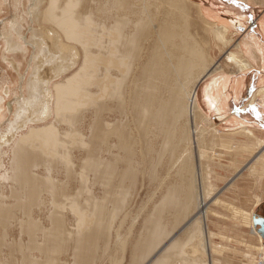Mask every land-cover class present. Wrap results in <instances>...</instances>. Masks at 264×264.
Here are the masks:
<instances>
[{"label":"bare ground","instance_id":"obj_1","mask_svg":"<svg viewBox=\"0 0 264 264\" xmlns=\"http://www.w3.org/2000/svg\"><path fill=\"white\" fill-rule=\"evenodd\" d=\"M192 4L209 27L208 30L201 28L202 34L193 33L185 0L29 1L26 20L43 21L55 27L53 30V27L40 26L34 32L37 41L45 36L50 44L43 42L44 45L59 51L52 66V78L57 79L72 69L75 71L55 83L52 90H43L40 102L36 100V87L28 83L29 99L18 98L14 111L9 102L5 106L13 113V119L6 133L0 135V150L9 148V164L1 179L10 184L12 202L6 203L5 198H0V225L14 223L22 264H58L60 259L54 258L53 253L66 249H70L74 264H87L98 257L95 249L100 245L103 257L109 258L104 264H198L202 261L197 263L200 258L194 261L191 253L190 257L184 251L200 224L196 222L191 234H187L185 228L196 218L207 219L206 201L211 194L206 187L209 181L205 185L207 190L204 188L207 176L203 173V161L207 155L203 156L202 151L193 162L192 151L199 153L206 149L207 144L199 132H204L203 135L216 132L198 127L196 119L203 121L204 118L208 123V118L201 114L202 107L212 109L219 117L227 114L230 99L235 101V96L245 89L246 78L243 75L233 80L222 74L205 89L206 102L198 98L200 81L221 68L208 61L215 47L212 44L216 42L223 49L227 48L230 41L225 35L228 27H236L237 16L230 8L227 9L229 21L217 20L219 25L211 24L201 11L209 17L211 14L203 11L199 4ZM259 33L257 37L248 35L243 45H237L235 52L229 51L224 56L225 62L233 65L239 75L249 70L248 59H260L264 64V24ZM21 39L22 44L12 45L13 51L25 53L29 44L24 37ZM63 48L67 49V57L60 53ZM18 66L11 63L10 68L17 70ZM22 79L20 75L19 83ZM34 81H39L36 75ZM259 83L260 80H255L256 90ZM16 90H22L21 83ZM258 90L264 92V87ZM12 93L9 88L4 92L0 89L2 103L4 98L13 96ZM80 108L81 113L70 116ZM255 109L264 119V97L255 102ZM58 114V119L68 125L63 131L58 128L61 123L57 120ZM190 114L191 120L187 121L186 115ZM2 116L0 104V121L4 119ZM52 116L57 121L51 122ZM227 123L236 126L249 140L260 142L264 152V142L257 139V125L251 117L233 115ZM72 135L78 137L71 138L76 140L77 148H73L77 155L74 161L63 162L61 152L63 156L68 152V158L72 155L69 150L75 144L70 140L69 144L73 145L67 147L69 140H64ZM65 144L69 150L63 152L61 148ZM178 147L181 152L176 156ZM165 160L170 166L164 165ZM176 161L179 165L174 171ZM249 163L242 170H236L226 186L233 185L245 170L255 171L257 157ZM262 172L264 174V168ZM56 174H62L63 178ZM138 174L143 182L159 184V203L157 201L145 217L140 216L130 243L127 239L121 240L116 233L111 247L107 244L111 219L118 211L122 212L119 209L124 206L117 195L128 193L129 189H123L125 184L134 186ZM86 177H89L90 187L101 188L102 196L83 195L84 189L77 182L85 183ZM72 183L74 188L70 186ZM76 183L79 188L75 187ZM219 193H212L213 199ZM41 195H47L44 200L49 197V206H44L47 200L43 201ZM83 197L86 198L83 200ZM259 197L255 198L256 205ZM34 207L43 214V221L37 218ZM166 214L172 216L176 224L186 218L189 220L182 233L179 230L169 236L170 230L167 231L166 223L162 222ZM69 215L75 219H69ZM204 223L200 225L203 237L201 233L198 235L202 238V247L198 243L203 249L201 253L209 256L211 242ZM179 233L183 234L182 238ZM250 233L264 245L254 229ZM0 245L8 247L5 243ZM116 251L119 256L110 259ZM35 253H40L44 260L37 261ZM149 255L153 256L147 261Z\"/></svg>","mask_w":264,"mask_h":264},{"label":"rangeland","instance_id":"obj_2","mask_svg":"<svg viewBox=\"0 0 264 264\" xmlns=\"http://www.w3.org/2000/svg\"><path fill=\"white\" fill-rule=\"evenodd\" d=\"M29 1L30 0H9L10 4L8 3L9 5H7V0H4V1L1 0V5H0V89H1V92L2 91L4 92V90H7L8 88L10 90H13V93H12L13 96L4 98L5 100L4 103H2L3 101L0 100V104L2 107V114H3L2 117L4 118L3 120L0 121V135L6 133V130L8 128V123L13 119V113H10L7 110V108H5V106H7V102L11 104L10 105L12 106L11 109L14 111L16 108L15 104H18V98L21 99V97H23L24 99H29L30 97L29 95L31 93L27 86L28 83H32L33 86L36 87V95H37L36 100H39L40 102L42 99V98L40 99V96L43 90H45L46 88L52 90V87L54 86L55 83L62 81L64 78H66L67 75L69 76L71 72L75 71V69H72L69 72L64 73L63 75H61V77L57 79L52 78V70H53L52 66L54 65L55 61L58 59L57 53H59V51H57L56 49H54L55 50L54 51L53 47L44 45L43 42H47V44H50L49 43L50 41L46 39L44 35H43L44 37H42L44 39L40 38L37 41L35 39L36 36L34 35V32H36V30L40 26L43 28L48 27L51 29L53 26L52 25L50 26V23H47V22L44 23L43 21H42L43 23L41 21H39L38 23L37 20H33V22L32 21L28 22V20H26V12L28 10ZM185 1L187 2L186 6H188L189 18L193 26V33L198 32V34H202L201 28L208 30L209 27L206 25V23L204 24L203 18L199 17L200 15H198V13L196 12L195 4L193 5L192 3L201 4L202 2L204 7L206 6V4L208 6H210V4L207 3L208 1L206 0H185ZM196 13L198 16L196 15ZM201 13L203 16L202 11ZM263 15H264V4L262 8L259 10V13L257 15V20L260 19ZM263 18L260 20L259 24L261 23ZM53 28H54L53 30H55V27ZM225 36L227 38L226 40L230 41L227 48L223 49L221 45L217 44L216 42L213 43L212 45L213 47L214 46L215 47L209 53L210 57L208 58V61H210L211 64L217 63V65L220 66L221 68L214 72H211L207 78L200 81V84L198 86V90H199L198 98L204 102H206L204 98L205 89L207 88L209 84L218 81L220 75L225 74L233 80L243 75L246 78L248 71L252 68V66H250L249 70L245 72V74L239 75V73L236 71V68L233 65L225 62L224 56L226 55V53H228L229 51L235 52L237 50V48L235 47L237 45L241 46L245 42L243 41L245 37L241 35V33L238 34V32H235L234 30L232 32L230 31L227 32ZM21 37H24L26 42L29 44V46L27 45L25 47L26 49L25 53L13 51L14 50L12 46L13 44L14 45L22 44L21 42L23 40L21 39ZM63 43L65 44V42ZM30 46L35 47V49H33ZM66 50L67 49L63 48L61 49L62 52L60 51V53L64 57H67L66 54L68 52ZM53 52H56V53L54 54ZM256 60L257 59H255V61L253 60L254 62L252 61L251 63L250 62L249 63L255 67L257 66V63L259 64V62ZM11 63L18 64L19 71L18 69L14 70V68H10ZM261 66L263 65L261 64ZM18 75L19 76L22 75L23 77L22 81L20 82L22 85V90H21L22 92L16 90V86L20 84ZM35 75H36V78L38 77V80H39L38 82L34 81ZM244 90L245 89H243L242 91ZM14 91L16 92V95ZM240 93L237 94V96H235L236 99L235 101L232 100L233 102H236ZM32 94H35V93L32 92ZM257 95L259 96L258 99L261 97H264V92L259 91V90L254 91V95H252L253 97L251 98V103H253V105L256 101H258V99H255L257 98L256 97ZM80 109L76 111L77 113L76 112L71 113L70 116L71 115L77 116L82 111V108ZM202 109L203 110L201 111V114L204 117L208 118L209 121L207 119L208 123H206V120L204 118H203V121L196 119L198 123V127L203 128L206 131H212V129H214L216 132V134L213 131L206 132L204 135L201 134L204 132H199V135L204 140V142H206L207 144L205 146L206 149L205 148L204 150L199 149L200 150L199 153L197 150L192 149L193 150L192 151L193 152L192 153L193 162H195V159H198V155H200L202 151L205 154L204 155L202 153L203 156L207 155V157H205L207 161H209L211 158L209 163L205 159L203 161L204 163L203 165L205 166L204 167L205 171H208L207 173L205 171L203 172L205 176H207V180L204 183V188L205 190H207L206 187L210 188L207 191L209 192L210 190V193H211V194L209 193L210 195H207L208 198L206 201L207 206L205 210L207 213V219L203 221L202 218H196L189 225V227H186L188 225L187 221H189L187 218L184 219L182 222H179L176 224L172 222V216L166 214L162 217V222L166 223L165 225L166 230L167 231L170 230L168 233L170 234L169 236H171L172 234H175L179 230L181 232L184 227H186L185 232L187 234H191L193 232V229H196L195 228L196 222L200 225H202L201 222L202 223L205 222L204 224L207 228L206 234L209 238V242H211V248L208 251L209 256H207L203 252L202 254L201 250L203 251V249L199 248L200 246L202 247V244H201L202 238L200 239V237L201 236L203 237L202 232L200 230L201 229L200 225H199L198 230L196 231L197 235L195 232L194 233L195 236L193 235V238H192L193 240H191L192 242L189 243L190 246H192L193 248L190 247L189 244H188L189 247L187 245H186L187 248L184 247L185 253L187 252L189 256L191 253L194 261H197L196 259H199V258L200 259L197 261V263L200 260L203 261V263L201 261L198 264H201V263L209 264V261L211 264H259L260 262H264V252H263L264 245H260L257 242L256 236H252L250 231L254 229L256 232V228H254L252 225L253 216H256V217L259 216V217L264 218V181H263L262 187H260L261 185H259L262 191V201H261V205H259L258 207L256 206V203H254L255 206H253L252 205L253 203H250L252 202L253 198L251 200L250 197L248 198L247 196L241 199L240 205H242L241 206L242 208H240L239 206H237V202H238L237 195L238 193H240V191L242 193L240 195H243V196H245L244 195L245 190H248V192H246L245 194L251 192L253 183H255V181L257 180L258 182H261L264 179V174L261 169H256L255 171H253L254 173L253 172L250 173L251 172L250 170L248 171L245 170L241 174L240 177L238 176V179L235 181V183H233V185H230L233 188H231L230 186H226L227 181H229V179L232 178V176H234L236 170L238 169L242 170V168H245L246 165L250 164L249 163L250 161L253 162V160L256 157H257V162H261V163L264 162V152H263V147H261L260 145V142L258 144L255 140H249L245 135L239 133V129H237L236 126H233L227 123V119L233 115H239L241 113H247V112L251 114H255V111L254 112L252 111L253 106L248 105V101H246V99L243 100L241 104L238 106H231L230 110L227 111V114L223 115L222 117H219L217 113L214 112L212 109L205 110L203 107ZM35 111L36 109H34V112ZM53 116L49 120L51 122L57 121V120L61 122L60 123L61 126L60 124H58L59 126L58 128L60 131H63V129L65 130L66 128H68L67 127L68 125L66 123H64L61 119H58L60 118L59 114L57 115V120H55ZM190 116L191 114L186 115L187 121L191 120ZM179 126L180 127L183 126L182 121L179 122ZM255 135L257 136V132L255 133ZM57 137L59 139H63L65 136H63V138L62 136H57ZM72 137L73 135L70 137L66 136V139H64V140H67V141L69 140V141L67 142L68 145L65 144V146L61 148V150L63 149L62 150L63 152L69 150L65 148L66 145L67 147H69V145L71 144V143L69 144V142L72 141L75 144L76 140L74 139H76L77 136L74 135L75 138L73 137L74 139L71 140ZM257 139H260L261 141L264 142V135H260V136L258 135ZM73 147L77 148V144H75V146L74 145L71 146L69 150L70 155L72 153V155L74 156L72 157L71 155L68 158L67 156L69 153L65 152L64 153L65 155L66 153L68 154L65 157V159L66 158L67 159L64 160L65 155L63 156V153L61 152L62 154L61 157L63 159L61 158L60 160H62L63 162L64 161L66 162L68 161V159L70 160L72 159V161H74L75 160L74 157L75 155H77V152L76 151L74 152L75 148ZM180 150H181L180 147L176 149V156L180 154L181 152ZM3 152H5L6 154L5 155L2 154ZM193 156L196 158H194ZM8 158H9V148L8 149L4 148L2 149V151L0 150V164H1L0 198L3 197L5 198V200L2 199L4 202L11 203L12 201L9 196L10 195V184L1 179V175L4 173V168H6L7 165L9 164ZM169 164L170 162L166 164V160H165L164 165L167 166ZM178 165L179 164L176 161L173 166V168H175L174 171L177 170ZM206 168L207 169L209 168V169L207 170ZM56 176L63 178L62 174H58V175L56 174ZM256 177H257V180H254ZM86 178L87 179L85 180L83 179V180L85 183L87 182V185L81 182V180H79L80 182L79 181L77 182V180H75V182H77L78 184L81 183L80 186H82L86 194L89 192L91 193V194L86 195L83 192L84 193L83 195L85 196L95 195V197L97 198L102 196L101 188L99 186L90 187L91 184H89L90 183L89 177H86ZM207 181H209V183ZM77 183L75 186L76 188L78 187ZM206 183H208L209 186L207 185L205 187ZM158 185H159L158 183L155 184V183L143 182L139 174H138L137 179L135 180L134 186L128 187V185L125 184V187L123 189H126V190L129 189V190H128V193H126L125 195H117L119 196L118 199L121 198L124 201V204H123L124 206L121 209H119L122 212L118 211V213H116L117 215L111 219V223H110L111 228L109 230L110 234L108 236V241H107V242L109 241L110 242L107 243L108 245L110 246L113 245L116 233H118V236L121 240L127 239L130 243V238L131 236H133L131 234L132 232L137 230L136 224L140 216L145 217V215L151 211V209L153 208V206L157 203L159 199V194L157 193ZM70 186L71 188H74L72 187L73 183L70 184ZM240 186L242 187L240 188ZM239 188H240V191H239ZM255 190H257V186L254 187V191ZM217 191L220 193L213 199V194H215ZM153 193H156V194L152 196L151 194ZM46 196L47 195H44V196L41 195L40 198L42 197L43 201H46V200L48 201L49 197L44 200ZM150 197L151 198L154 197V198L151 199ZM85 198L86 197H83L82 199L84 200ZM82 199H81V202L83 201ZM47 201L44 202V206H49L48 205L49 201L48 202ZM65 203L67 205L68 201ZM259 203H260V200H259ZM35 208L36 207L33 208V211L37 213L36 214L37 218L40 221H43V218H42L43 214L39 211V209L37 210V208L36 209ZM40 213L41 215H39ZM69 216H70L69 219L71 220L75 219L74 216L73 217L72 215H69ZM140 224L141 222H139V226ZM13 227H14V223L12 221L9 223L7 222L5 224L0 225V244L5 243L8 245L7 248H3L0 245V264H22L21 262L22 259L19 253L17 242H16L18 238V231L14 230ZM130 230H131V233H130ZM181 233H179V237L182 238L183 234ZM199 233H201L200 234L201 236H198ZM256 234L262 240L263 242L262 244H264V239L261 237V235L257 232ZM194 238L195 239L198 238L197 241L194 240ZM198 242H200V246ZM102 249H103L102 245L97 247L95 249V256H98V257L90 259L87 262V264H104V262H106L107 259L109 258L103 257ZM188 250L190 252H188ZM125 255H126V259H128V254H125ZM116 256H119L118 251H116L115 255L111 256L110 259ZM152 256L153 255H149L147 257V261L150 260ZM34 257L37 261H39L40 259L44 260V257L40 253H35ZM53 257L54 258L59 257L60 262L58 264H74V261L71 257L70 249H66L60 253H53Z\"/></svg>","mask_w":264,"mask_h":264},{"label":"crops","instance_id":"obj_3","mask_svg":"<svg viewBox=\"0 0 264 264\" xmlns=\"http://www.w3.org/2000/svg\"><path fill=\"white\" fill-rule=\"evenodd\" d=\"M206 1H208L207 3L210 4V6H208L206 4V6H205L206 8L203 6L202 2H201V4L198 3L202 7L203 11L211 14V17H209L206 13L203 12V17L204 18L207 17L206 21L211 22V24H216V25L220 24V22L217 20H222V21L228 20L229 21L230 19H228V18H229L230 13L227 12V9L231 8L235 12V14L238 18L235 17L234 22H235L236 27L234 29H233V27L229 28L227 23H223V24L227 25L228 32L229 31L232 32L234 30L235 32H238V34L241 33V35H243L245 37V39L243 40L245 42L247 40L246 37L248 35L249 36L253 35L255 37L260 36L259 32H260V27L262 26V24H264V18H263L264 15L258 20H257V15L259 13V10L262 8V6L264 4V0H206ZM262 18H263V20L259 24V22ZM238 20H239V22H237ZM257 27H258V29H257ZM254 58H257V56H255ZM259 60L260 59H257V61H259ZM248 62L251 63L252 61L248 59ZM259 64L257 63V66H255V67L252 64H250L252 66V68L247 73V76H246L247 80L245 79V81H246L245 90L240 93L236 102H233L232 98H231L230 103H229L230 108H231V106L240 105L241 102L246 99V101H248V105L253 106L252 111L253 112L255 111V114H251V113L247 112V113H241V114L236 115V116H239L242 118L243 117H251L252 120L255 121V124H257V131H256L257 136L258 135L259 136L264 135V119L262 118L261 112H259L258 109L256 111L255 103H254V105H253V103H251V98L253 97L252 95H254V91L256 90V88H254V83H255L256 78L258 80H260L259 85H257V90L259 89V87H264V81H263L264 80V64L261 63V60L259 61ZM261 64L263 66H261ZM261 81H263V83H261ZM256 97L257 98H255V99H258L259 96L257 95ZM260 107H261V105H260ZM263 163L264 162H262V163L257 162L256 169L262 170L264 168ZM254 180H257V179L255 178ZM263 181H264V179L261 182H258V180H257L255 183H253V187H252L251 192L245 194L246 192H248V190H245V193H244L245 196L240 195V194H242L240 191V188L242 186H240V188H239L240 193H238V195H237L238 196L237 206L242 208L241 207L242 205H240L241 199H243L247 196H248V198L250 197L251 200L253 198L252 202H250V203H253L252 204L253 206H255L254 201H255L256 196L257 197L260 196L259 197V198H261L260 203L256 206L258 207L259 205H261L262 191H261L260 187H262ZM259 185H261V186L259 187ZM256 186H257V190L254 191V187H256ZM244 202H245V200H244ZM243 207H245V206H243ZM257 217H259V216H257ZM259 218H262V217H259Z\"/></svg>","mask_w":264,"mask_h":264},{"label":"water","instance_id":"obj_4","mask_svg":"<svg viewBox=\"0 0 264 264\" xmlns=\"http://www.w3.org/2000/svg\"><path fill=\"white\" fill-rule=\"evenodd\" d=\"M253 226L256 228V232L264 239V219L256 216L252 217Z\"/></svg>","mask_w":264,"mask_h":264}]
</instances>
